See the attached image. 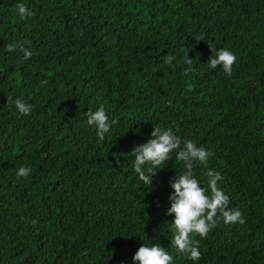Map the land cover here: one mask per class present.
<instances>
[{
    "label": "trees",
    "instance_id": "trees-1",
    "mask_svg": "<svg viewBox=\"0 0 264 264\" xmlns=\"http://www.w3.org/2000/svg\"><path fill=\"white\" fill-rule=\"evenodd\" d=\"M222 48L231 75L207 66ZM101 105L104 140L86 123ZM154 126L211 151L193 172H219L245 221L196 236V262L170 245L175 152L151 188L132 166ZM143 242L174 264H264V0H0V264H133Z\"/></svg>",
    "mask_w": 264,
    "mask_h": 264
},
{
    "label": "clouds",
    "instance_id": "clouds-1",
    "mask_svg": "<svg viewBox=\"0 0 264 264\" xmlns=\"http://www.w3.org/2000/svg\"><path fill=\"white\" fill-rule=\"evenodd\" d=\"M17 13L21 18L31 16V12L24 3H18ZM15 44H8V51L16 50ZM25 57L31 55L26 49H20ZM175 56H168L166 62L171 64ZM237 60L235 52L228 48L217 50L207 61L209 68L222 67L226 75H231L233 65ZM184 63L192 64L187 53ZM42 83H46L42 81ZM7 103L14 105L19 114L27 115L32 105L21 98L7 97ZM86 123L95 130V135L104 140L109 134L114 120H110L105 108L101 105L86 114ZM137 131V130H135ZM151 139L146 143L133 148V169L140 181L151 188V177L168 161L170 153L175 152V159L182 163V170L176 172L175 182L171 183L172 193L168 199L170 206L166 214L173 217L171 228L173 230L170 245L175 250L196 262L201 256L196 236L205 238L207 234L222 220L224 224L245 223L242 213L230 208L229 198L217 186L222 176L215 170L206 171L207 188L201 186V181L193 172L194 165L206 166L212 153L204 147H199L190 139H182L171 128L154 126L150 133ZM31 169L26 166L17 168L18 177H27ZM133 264H174L173 255L164 246L156 242H143L132 256Z\"/></svg>",
    "mask_w": 264,
    "mask_h": 264
}]
</instances>
